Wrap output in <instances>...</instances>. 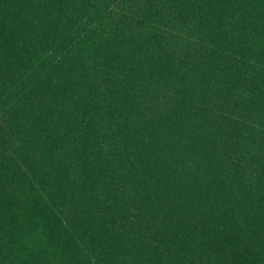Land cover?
<instances>
[{
	"label": "trees",
	"instance_id": "1",
	"mask_svg": "<svg viewBox=\"0 0 264 264\" xmlns=\"http://www.w3.org/2000/svg\"><path fill=\"white\" fill-rule=\"evenodd\" d=\"M0 264H264V0H0Z\"/></svg>",
	"mask_w": 264,
	"mask_h": 264
}]
</instances>
